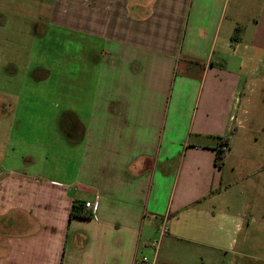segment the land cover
Instances as JSON below:
<instances>
[{
  "label": "crops",
  "instance_id": "0c3cea01",
  "mask_svg": "<svg viewBox=\"0 0 264 264\" xmlns=\"http://www.w3.org/2000/svg\"><path fill=\"white\" fill-rule=\"evenodd\" d=\"M38 1L48 27L74 30L97 51L89 89L77 58L64 66L63 80L78 83L75 102L62 82L61 115L45 122L42 148L59 152L61 175L0 178V264H143L142 255L237 264L255 217L237 192L231 143L264 97V0ZM75 202L92 217L70 219Z\"/></svg>",
  "mask_w": 264,
  "mask_h": 264
},
{
  "label": "rangeland",
  "instance_id": "374dc122",
  "mask_svg": "<svg viewBox=\"0 0 264 264\" xmlns=\"http://www.w3.org/2000/svg\"><path fill=\"white\" fill-rule=\"evenodd\" d=\"M0 1V20L5 25L0 28V41L7 38L0 47V178L11 175V170L37 171L45 177H59L53 167L62 160L55 149L42 148L50 130L49 122L59 118L62 110L59 88L68 87L71 101L74 103V89L78 84L75 79L63 80L64 66L77 58L76 65L82 70L84 79L81 86L91 87V69L87 68V58L96 55V44L87 37L81 38L74 30L47 26L42 17L48 12L41 11L38 0ZM46 1V0H43ZM254 1V0H251ZM41 13V14H40ZM39 15L42 18H39ZM41 35V36H39ZM2 38V39H1ZM75 40L83 46H75ZM81 53V54H80ZM82 55V56H81ZM15 65L5 66L8 60ZM46 68L48 78H42ZM28 69V72L26 71ZM16 72L15 78H4L6 71ZM251 120L238 127V135L231 143L234 154L231 162L240 168L237 192L243 209L252 214L255 220L250 224L251 240L249 247L237 255V264H264V97L256 99V107L250 110ZM44 122V123H40ZM27 153L39 157L37 163L30 166ZM244 154L245 156H240ZM233 160V161H232ZM30 166V167H29ZM57 169V168H56ZM3 173V174H2ZM260 184L259 188L246 186L248 177ZM1 192V191H0ZM247 205V207H246ZM234 256H229L226 264H233Z\"/></svg>",
  "mask_w": 264,
  "mask_h": 264
},
{
  "label": "built area",
  "instance_id": "2783aa9c",
  "mask_svg": "<svg viewBox=\"0 0 264 264\" xmlns=\"http://www.w3.org/2000/svg\"><path fill=\"white\" fill-rule=\"evenodd\" d=\"M221 149H222L224 152H225L226 150H228V149H229L228 143H227V142H223L222 145H221ZM85 207H86L87 209H91V212H92V213H93V212L96 210V208H97L96 204H94V203H92V202H90V201L85 202ZM153 217H154V219L157 218L156 215H154ZM159 231H160V237H162V236H164V235L166 234V232L168 231V226H167V223H166V222H163V224L160 226V230H159ZM158 244H159V240H157V241L155 242V244H154L156 249H157V247H158ZM141 261H142L143 264H155V263H156V255H155V257H153V258L149 257L148 255H142V257H141Z\"/></svg>",
  "mask_w": 264,
  "mask_h": 264
},
{
  "label": "trees",
  "instance_id": "16d2710c",
  "mask_svg": "<svg viewBox=\"0 0 264 264\" xmlns=\"http://www.w3.org/2000/svg\"><path fill=\"white\" fill-rule=\"evenodd\" d=\"M234 40H235V37H234ZM217 159H218V163L222 162L224 159V151L221 148L218 150ZM80 206L81 205L77 202L73 203L71 213H70V219L73 217H83V218L92 217V214L84 212Z\"/></svg>",
  "mask_w": 264,
  "mask_h": 264
}]
</instances>
